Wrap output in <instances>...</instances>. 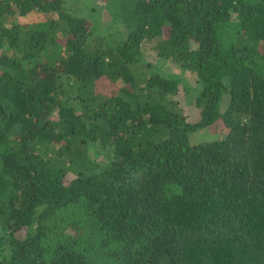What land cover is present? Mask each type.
I'll use <instances>...</instances> for the list:
<instances>
[{"label":"trees","instance_id":"trees-1","mask_svg":"<svg viewBox=\"0 0 264 264\" xmlns=\"http://www.w3.org/2000/svg\"><path fill=\"white\" fill-rule=\"evenodd\" d=\"M122 1L0 0V264H264V0Z\"/></svg>","mask_w":264,"mask_h":264},{"label":"rangeland","instance_id":"rangeland-1","mask_svg":"<svg viewBox=\"0 0 264 264\" xmlns=\"http://www.w3.org/2000/svg\"><path fill=\"white\" fill-rule=\"evenodd\" d=\"M64 5L68 10L74 14L85 16L93 21L95 28V35H102L106 40L110 39L113 33H117L122 30V24L120 23L119 15L115 13V4H111L110 0H63ZM135 0H123L121 5L128 8H132ZM86 13V14H85ZM17 21L22 24L33 23L40 19H43V14L32 13L26 16H16ZM114 37L117 35H113ZM155 40H150L143 43V63H150L159 67V70L163 74H171L174 76H180L181 82L184 85H180L179 99L185 112L192 115L195 113L193 107L194 95L193 93L197 89L195 82V76L189 71H181L179 66H176L170 61L162 60L158 57L155 51ZM140 66L141 63H140ZM145 67H141L140 71H144ZM158 70V71H159ZM146 75H150V68L146 69ZM220 121L207 126L190 135L191 142H198L200 140L211 139L217 136V132L220 131Z\"/></svg>","mask_w":264,"mask_h":264}]
</instances>
